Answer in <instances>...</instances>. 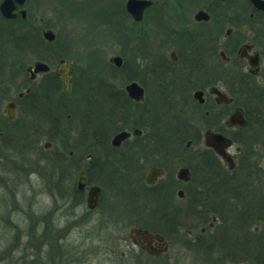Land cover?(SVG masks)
Listing matches in <instances>:
<instances>
[{
    "label": "flooded vegetation",
    "instance_id": "obj_1",
    "mask_svg": "<svg viewBox=\"0 0 264 264\" xmlns=\"http://www.w3.org/2000/svg\"><path fill=\"white\" fill-rule=\"evenodd\" d=\"M3 1L0 0V225L19 228L18 224L13 225V221L5 218V211H19L22 217L20 223L30 225L34 219L37 224L35 215L31 213L35 198L30 202V208L20 209L17 185L23 177L38 173L35 170L38 157H41L38 153L52 151L55 146L51 160L62 159L65 162V150L57 146L61 141L59 132L64 127L62 117H65V104L70 101L68 97L74 92L76 81L82 82V76L75 75L72 60L73 65L69 67L60 60L70 59L60 54L53 56L49 49L46 50L51 58L35 57L32 61H23L20 44L24 36L32 35L36 44V36L41 37V31L50 28L40 24L42 18L32 11L36 0H24L23 3L11 0L6 5H3ZM112 1L108 3L117 5L116 9L112 10L110 16L102 14L101 18H106L109 29L115 33L123 30L117 27V22L123 16L127 17L130 21L125 30L130 48L132 46L141 53L140 61L135 57L125 63L120 56V66L110 64L114 70L124 69L127 74L124 80L120 77V82H111L114 93L126 98L127 105L146 103V107L147 94L151 95V99L177 97L181 100L178 105L186 125L196 131L193 139L183 141L189 153L174 155L180 160L173 170H168L164 163L147 165L142 177L146 205L153 201L156 202L155 207L179 211L178 218L174 220V230L183 235L187 249L196 250L202 256L214 254L221 259L230 255L244 257V221H230L226 216L230 210H242L246 205L259 207L264 194L263 190L254 187L262 183L260 178L264 180L262 157L254 153L260 146L254 143L255 148L247 147L249 140H242L239 133L244 132L248 124L245 107L247 94L250 95L254 83H264V0H151L138 20L127 10V0L122 4H112ZM105 5L109 6L107 3ZM118 14L121 18H118ZM42 41L43 46L48 48L50 43ZM10 42L17 52L15 55L10 54L11 46L8 50L5 48V43ZM35 61H41L47 68L35 71ZM63 73L70 78L68 90H65ZM133 81L143 88V99L140 101H135L125 88ZM150 83L155 84L157 90L149 92ZM222 95L225 99L220 98ZM42 103L47 105L40 106ZM154 103L149 101L151 105ZM237 107L242 108L247 124L228 126L226 121ZM207 129L231 139V144L225 148L233 162L231 167L214 148L205 145L203 133ZM122 130L130 135L117 146L112 145L111 138V146L117 149L128 139L140 140L144 146L151 141L148 132L143 136L142 129L133 124L125 125L112 137ZM61 143L65 146L64 139ZM248 153L255 159L253 163L258 170H244L246 166L241 158ZM67 156L73 157V151H68ZM145 157H148L146 153ZM77 158L78 161L79 158L83 159L84 165L78 171L67 172L74 174L71 181L73 186L65 190V163H62L53 169L57 186L35 194L47 195L51 199L50 209L56 214L61 213L65 231L70 226L95 227L96 234L87 235L85 239H94L96 244L78 249V261L88 262L92 256L101 264H164L162 258L170 246L164 220L158 218L161 227L154 229L146 222V211L139 213L137 218L130 217V200L121 203L117 197V187L109 188L108 195L106 187L90 179L89 175L99 174L96 167L92 168V154L83 152ZM253 163L247 168H252ZM152 167L162 168L163 172L153 183H147L145 178ZM238 167L241 169L237 170ZM181 168L188 170L186 179L178 177ZM81 171L85 185L78 188ZM246 184L251 186L247 188ZM91 185L100 187L93 207H89L87 202ZM170 194L176 195L175 200L164 197ZM128 196L127 193L125 198L128 199ZM176 199L179 202L175 203ZM51 215L43 219L45 224L49 220L52 222ZM183 218H190L191 221L182 230ZM121 219H127L126 224ZM119 222L124 223V235L117 234L105 239L100 234L108 228H116ZM131 228L146 230L153 237L147 240L135 232L130 234ZM257 229L255 227L254 231ZM163 245L167 246L166 250L162 249ZM70 255L68 253L65 258ZM150 260L154 261L151 263Z\"/></svg>",
    "mask_w": 264,
    "mask_h": 264
},
{
    "label": "rangeland",
    "instance_id": "obj_2",
    "mask_svg": "<svg viewBox=\"0 0 264 264\" xmlns=\"http://www.w3.org/2000/svg\"><path fill=\"white\" fill-rule=\"evenodd\" d=\"M108 1L109 0H36L33 3V13L37 14V17L42 18L39 23L47 25L48 28L53 30L55 32V38L54 41L47 46L48 48H45L39 35L35 38L39 41V43L37 42L36 44L33 41L32 35H25L21 41L22 43L20 44V48L23 51L21 58L23 61L25 60V62H29L35 59V57L51 58V54L53 56L60 54L65 56V58L72 60L75 63V75H81L82 82L74 84V92L70 94V98L68 97V100L71 102L76 103L78 99L82 98V94H80L82 93L81 90H83V93L87 92L85 78L96 80L100 74L103 75L102 77H108L113 70V67H111L109 63V58L112 55L121 56L125 63L131 62L135 57H137V60H141V53L139 54L138 50L132 48V46L130 48L129 45L130 42L125 29L129 26L130 20L125 16H123L121 20L117 19L119 20L117 22V27L123 28V30L120 29V31L112 33V30L109 29L110 24L105 22L106 18H101L102 14L110 16L111 12L116 9L117 5H114L113 3L116 4L121 2L122 4L125 0H116V2L113 0V5H109ZM106 3L109 6L105 5ZM118 18H121L119 17V14ZM12 35L15 36V34ZM4 38L6 39L7 35H5ZM9 46H11L10 54L15 55L17 52L14 50L13 44L11 42L10 44L5 43V48L7 50L9 49ZM46 49H49L51 54L47 53ZM115 77L117 76H114L112 79L120 82V76H118L119 78ZM259 83L260 86L264 85L263 81H260ZM149 88V92L157 90V87L153 83L149 84ZM150 97V94H147L145 97V101L148 102V107H146V103L140 105V107L144 109L143 112H148L151 109L150 107H152V105L149 104V101H155L154 106L159 108V105H162L161 102L165 103L166 100L169 103V107L172 108L171 112L180 111L178 101L181 100L177 97L171 96L168 99L163 96H159L155 99H151ZM180 114L183 116L182 111H180ZM62 118L65 122L63 124L64 127L59 132V138L61 141L64 139L65 146H63L61 141H58L57 146L59 149L65 150L67 153L68 151H73V154H75L72 161L67 163L63 162L67 167L65 177L72 178L74 174L72 175L67 173L70 171L68 168H77L76 171H78L83 167V159L78 161L77 157L80 154H83L82 150L87 147L89 139L86 141L84 137H80V126L78 124L79 120L71 119L69 116L67 117L66 112L65 117ZM137 120L141 125L139 127L142 129V135L145 136L147 132L149 133V126L142 122L143 118L141 116H139ZM229 133L230 132L228 131V134ZM239 133L241 134L240 138L244 141L247 140V136L249 134L250 137L254 134L252 130H249V132L244 131ZM112 135L113 134H110L108 138L109 143ZM43 142V140L40 142L41 146ZM66 145H71L73 150H69ZM144 145L145 144L140 140L134 141V139H128L127 142L123 143L122 146L118 148L115 156L116 159H119V163L115 160V166L118 164L120 165L119 167H122V163L127 162L128 159L130 162L133 161L131 163L134 168H136V177L134 179H129L128 181L129 186H132L131 189L127 191L124 190L123 194L118 193L119 195L117 197H119L121 199V203L124 202V204L130 200V217L137 218L139 213L146 211V215L148 216L146 222H148L151 227L156 229L160 224L158 218L164 220V224L167 226L169 223L168 220H175L178 218L177 212L179 211H177V209H167L163 206H160L159 208L158 206L155 207L154 203L156 202L153 201L148 202L146 205L143 195L142 177L148 164L164 163L168 170H173L175 163L180 159L174 158V156L169 153L163 154V152L162 154L148 155L147 152L151 153L152 151L144 149L146 147ZM142 146H144V148ZM54 149L55 146L52 151H54ZM52 151L47 150L43 153H38L39 156H41L38 157L35 166V170L38 171V173H34L29 177H23L17 185L19 188L17 202L20 205V209L30 208V202H33V199L35 198L36 202L32 206L33 210H31V213L33 216L35 215L37 224H35L34 219L30 225L29 223H20L22 217L20 216L19 211H5V218L13 221V225L18 224L19 228H16L15 226L5 227L0 225V264H101L98 262L97 258H93L92 256L88 262L78 261V249L82 248L84 245L91 244L90 247H93L96 244L94 239H85V236L87 235L93 236L96 234L95 227H84L79 225L70 226V228L65 231V226L61 220V213L57 212L56 214L55 211L50 209L52 207L51 199L48 198L47 195L36 196L35 194V192L39 193L44 191V189L57 186L54 182L55 178L53 177V169L55 170L58 164H55L56 162L51 160V157L54 155V152ZM145 153L148 157H145ZM255 153L262 157L261 165L264 168L263 145L258 147ZM240 169L241 168L238 167L237 170ZM66 178L65 190L71 187L70 181ZM106 188V193L109 195V187ZM133 192H135L134 195ZM127 193L129 195L128 199L125 198ZM164 197L168 199H171L172 197L175 200L176 195L170 194L168 196L165 195ZM119 198L117 200H119ZM176 202L179 201L176 199L175 203ZM120 205L121 204L118 201V206ZM139 208H141V210ZM5 209H7V207H5ZM237 211L238 210H236V212ZM51 214L53 215L52 222L50 223L49 220L45 224L43 219L48 218L47 215ZM234 214L235 212L233 213L232 218L234 217ZM235 218L233 221L236 220ZM228 219L230 221L232 220L231 218ZM121 220H124L126 224L127 219ZM190 221V218L182 219V230L187 228L186 225ZM123 224L124 223L121 222L119 225L115 226L116 228H108L100 234H102L105 239H109V237L117 234L124 235L126 231L124 232L125 229L122 230ZM255 227L258 228L257 231H254ZM168 233L167 240L170 246L168 252L164 255V258H162L164 264H250L249 260H245L246 257L230 255L229 257L221 259L215 257L214 254H212V256H206L205 254L204 256L199 255L196 250L186 248L183 243L185 239L177 230H170ZM29 235L31 238H29ZM246 236L248 239L251 237L248 243L250 246L248 248L250 252L251 250L254 251L257 248L264 246V223H253L248 228ZM68 253H71V255L69 258H65ZM153 261L154 260H150L151 263Z\"/></svg>",
    "mask_w": 264,
    "mask_h": 264
},
{
    "label": "trees",
    "instance_id": "obj_3",
    "mask_svg": "<svg viewBox=\"0 0 264 264\" xmlns=\"http://www.w3.org/2000/svg\"><path fill=\"white\" fill-rule=\"evenodd\" d=\"M37 42L39 43V41ZM95 73L98 74L97 72ZM126 75L127 74L124 69H113L112 72L108 75V79L102 77V74H100V76L102 77H100L101 79L92 80L85 78L87 92L83 93V90H81V99H78L76 103L69 101L65 104L66 116H69L74 120H79L78 124L80 126V137H84L86 141H88L89 139L88 145L83 149L85 150L83 152H89L92 154V156L94 157V166H92V168L96 167V171L99 172L97 176L89 175L90 179L96 180L103 187H117L119 190V194L124 190L131 189L132 186H129L128 181L129 179H134L136 177V168H134L131 163L133 161L130 162L129 159L127 160V162L122 163V167H119L120 165L118 164H116L115 166V160H117V162L119 163V159H116L115 156L118 149L111 146V144L109 143L108 138L110 134L115 133L116 131H118L125 125H129L130 123L134 126H141L137 120L139 116H141L143 118L142 122L145 123V125L149 126L148 134L151 141L145 148L144 146H142L144 149L152 151L151 153L147 152V154L154 155L160 153L162 154L163 152V154L169 153L172 156H182L183 152L181 151H184V154H186V152L189 153L187 151L188 149L184 150L185 146L183 144V141L187 139H193L196 134V131L191 130L186 125L185 119H183L184 116L180 114V111L171 112L172 108L169 107V103L167 100L165 101V103L161 102L162 105H159V103V108L152 105V107H150L151 109L148 112H143L144 109H142L140 106L125 104L126 98H123L120 95L114 93L115 89L111 86V82L113 81L112 78L114 76H120L124 80ZM76 83L78 84V80L76 81ZM79 83H81L80 80ZM43 105L47 104H40V106ZM263 105L264 85L260 87L259 84L254 83L251 87L250 95L247 94L245 105L248 124L244 128V130L247 132H249V130H252V132L254 133L251 137L250 134L247 136V140H249V142H247L246 144L249 148L253 147L254 143H258L259 146L263 145L264 147ZM67 148L69 150H73L71 145H68ZM170 151L172 154L170 153ZM254 153L252 154L254 155ZM67 155L68 153L65 151L66 163L72 161L73 157L75 156V154H73V157H68ZM246 155L247 156L241 158V162L243 161L244 165L246 166L244 170H256L257 168L255 167V163H253L255 159H252L249 153ZM54 161L56 162L55 164L58 165H62L63 163L62 159ZM252 163L254 164V168H247V165H252ZM68 169L75 172L77 168ZM66 170L67 167L65 166V172ZM66 179L71 183L74 178L69 177ZM140 182L139 184L141 185ZM249 186L251 185L246 184L247 188H249ZM254 187L260 188L264 191V183L256 184L254 185ZM135 192H133V195ZM234 212L236 215L234 214V217L232 218ZM228 213L229 214L226 216L227 218H231L233 220L236 217L235 219L244 221L243 224L246 227L247 235L248 228L253 223H264V194L262 196V199L260 200L259 207L251 208L246 205L242 210H238L237 212L236 210H230ZM168 222L169 223L167 224V226L164 225L165 233L167 235L169 234L168 231H173L175 227L174 220H168ZM246 235V247L244 256L246 257V259H243H245L246 261L249 260L250 264H264V246L259 247L254 251L251 250L250 252V250L248 249V243L251 237L248 239Z\"/></svg>",
    "mask_w": 264,
    "mask_h": 264
},
{
    "label": "water",
    "instance_id": "obj_4",
    "mask_svg": "<svg viewBox=\"0 0 264 264\" xmlns=\"http://www.w3.org/2000/svg\"><path fill=\"white\" fill-rule=\"evenodd\" d=\"M11 0H4L3 5L8 4ZM19 3H23L24 0H17ZM151 4V0H127L126 1V8L127 10L133 15V18L138 20L141 18V15L143 13V10ZM41 38L48 43L53 42L55 38V34L53 31L50 29H43L41 31ZM122 58L119 55H112L109 58V61L113 63L116 66H120L122 63ZM60 62L66 63L69 67L73 65V62L71 60H66V59H61ZM34 65V70H39V69H44L47 68V66L44 65L41 61H35L33 63ZM57 73H59L57 71ZM63 79H64V86L65 90L69 89V82L70 78L69 75L66 73H63ZM126 90L128 91L129 95L135 100V101H140L143 99V88L135 81L128 83L125 86ZM221 99H225L224 95L220 97ZM226 124L228 126L233 125V124H240V125H246L247 120L244 117V113L241 107H237L231 115L228 117ZM130 133L128 131L122 130L117 132L113 137H112V145H119L122 140H124L127 136H129ZM204 137V143L207 146H210L215 149V151L220 154L224 160L229 164L231 167L233 165L231 156L229 153L225 151V148L231 144V139L224 136L221 133L217 132H212L211 130L207 129L203 133ZM187 168H181L179 169L178 172V177L181 179H186V174H187ZM163 172L162 168L159 167H152L149 169L147 176H146V182L147 183H153L155 178L159 176ZM85 185V177L83 176V171L79 172L78 175V180H77V187L78 188H83ZM100 191V187L98 185H91L89 188L88 192V205L89 207H93L97 198V195ZM133 232L136 233V235H140L143 238L149 240L150 238L153 237V234L149 233L146 230H140L137 228H131L130 229V234ZM163 239V238H162ZM163 250L167 249L166 245H163L162 247Z\"/></svg>",
    "mask_w": 264,
    "mask_h": 264
},
{
    "label": "bare ground",
    "instance_id": "obj_5",
    "mask_svg": "<svg viewBox=\"0 0 264 264\" xmlns=\"http://www.w3.org/2000/svg\"><path fill=\"white\" fill-rule=\"evenodd\" d=\"M54 41V40H53ZM110 64H111V62H109ZM109 68H110V66H109ZM105 79H108V77L106 76L105 77ZM166 98L168 99V97L166 96ZM186 148H184V150H185ZM181 152H183V151H181ZM259 180H261L262 181V183L264 182V180L262 179V178H260Z\"/></svg>",
    "mask_w": 264,
    "mask_h": 264
}]
</instances>
